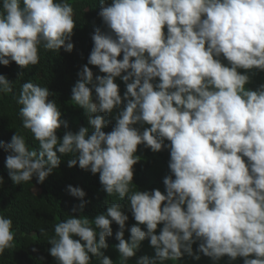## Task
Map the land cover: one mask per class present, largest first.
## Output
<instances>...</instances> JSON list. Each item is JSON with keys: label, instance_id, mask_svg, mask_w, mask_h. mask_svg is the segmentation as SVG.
I'll return each instance as SVG.
<instances>
[{"label": "clouds", "instance_id": "1", "mask_svg": "<svg viewBox=\"0 0 264 264\" xmlns=\"http://www.w3.org/2000/svg\"><path fill=\"white\" fill-rule=\"evenodd\" d=\"M73 14L68 0H3L0 65H36L41 45L71 53ZM97 14L104 30L94 28L87 63L71 88L91 133L89 127L68 130L48 87L29 80L13 99L39 148H29L16 132L10 142L0 141L14 185L34 176L43 183L71 153L69 168L98 173L107 196L127 197V208L112 203L96 215L95 228L86 216L57 223L48 254L57 264H89L93 256L113 264L102 250L109 248L114 222V247L124 264L145 239L153 255L139 256L135 264H190L201 254L212 264L225 256L228 264L237 258L264 264V84L245 88L249 72L264 71V0H99ZM89 65L104 75L94 78ZM117 78L125 85L123 96ZM12 92V81L0 75V93ZM112 121L111 131H103ZM138 145L169 151L163 193L130 192ZM66 191L80 200L73 214L90 203L79 186ZM125 210L136 222L127 229ZM12 227L0 216V254L13 247Z\"/></svg>", "mask_w": 264, "mask_h": 264}, {"label": "trees", "instance_id": "2", "mask_svg": "<svg viewBox=\"0 0 264 264\" xmlns=\"http://www.w3.org/2000/svg\"><path fill=\"white\" fill-rule=\"evenodd\" d=\"M2 3L3 0H0V12H2ZM68 3L73 7V19L76 24L71 38L74 45L71 53L65 52L63 49L46 51L41 45L38 48L39 62L36 65H29L26 69L20 68L15 62H11L8 66L0 65V75H5L9 81H12L13 87L12 93H0V141L10 142L11 136L16 132L25 138L29 148H39V142L34 139L30 130L22 127V121L18 115L21 106L17 105L13 99L14 94L19 95L22 84L29 80L41 87H48L51 92L49 99L55 100L57 108L62 113L61 118L68 123V130L76 132L80 127H89L90 133L93 130L87 123L84 110L71 101V88L78 79L77 72L87 63L93 47L91 35L94 28L101 27L104 30L101 18L97 14L99 0H68ZM107 3L110 4L111 0H107ZM21 6H23L22 3ZM118 59H122V54ZM89 68L93 71L94 78L97 74L104 75L99 73L96 66L89 65ZM239 71L244 72L242 69ZM20 73L23 75L18 77ZM248 74L250 82L245 86L246 89L255 90L260 84H264V71L253 69ZM114 82L118 84L120 94L123 96L124 83L119 78ZM97 114L104 116L103 113ZM115 115L114 110L110 116H104V118L110 120L111 116ZM113 124L114 121L102 130L106 133L111 131ZM145 126L147 127V125ZM63 132V127L57 131L58 138L62 137ZM58 155L60 154L58 153ZM136 155L139 160L133 166L134 175L133 183L129 186L130 192L158 188L163 193L162 179L169 174L167 166L169 151L165 149L153 153L143 145H138ZM5 156L6 153L0 149V177H3L4 181L0 185V216L12 220V231L15 236L13 247L5 249L4 253L0 254V264H57L47 251L51 247L49 240L55 236L54 226L57 223L70 218L71 215H76L80 219H84L86 216L90 226L95 228L94 217L104 213L107 206L119 203L127 208V197L120 199L116 194L107 196L102 191L98 173L93 175L78 166L69 168L67 161L74 158L71 153L61 157L59 167L53 169V173L43 183L37 184L34 176L31 181L21 182L20 185H14L9 178L8 170L5 167ZM68 185L82 188L86 193L84 199L90 201L81 212L76 214H73L71 209L74 205L78 206L80 200L68 194L66 191ZM125 214L129 216L126 221L127 229L136 222L130 212L125 210ZM111 227L113 236L106 237L109 248L102 251L113 261V264H124L122 257L114 247L118 243L115 240L118 226L113 222ZM161 227L162 225H158L157 234ZM141 228L144 230L143 225ZM96 231L98 233L99 229ZM128 236L129 233L125 231V239ZM33 247L38 251L32 252ZM196 247L197 245L194 244V252ZM142 255H153V249L149 246L147 239L141 242L136 256L129 258L126 264H135L136 258ZM40 256H43L44 260L39 259ZM166 262L165 264H185L183 260ZM202 263L212 264V261L201 254L200 260L192 259L190 262V264ZM89 264H100V258L93 256ZM218 264H228V257H222ZM232 264H243V262L241 258H237Z\"/></svg>", "mask_w": 264, "mask_h": 264}]
</instances>
